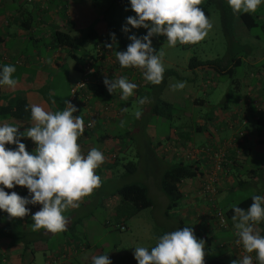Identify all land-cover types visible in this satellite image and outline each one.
<instances>
[{
	"label": "rangeland",
	"instance_id": "obj_1",
	"mask_svg": "<svg viewBox=\"0 0 264 264\" xmlns=\"http://www.w3.org/2000/svg\"><path fill=\"white\" fill-rule=\"evenodd\" d=\"M0 1L2 3H7L8 0ZM42 2L43 5L41 0H14L10 2V4L1 7V10H10V14L16 17L17 13L14 9H17L21 3L29 11L35 4L45 7V9L42 10L43 14L41 13L43 24H32L33 32L21 28L16 20H12L10 26L6 25L5 28V30H7L4 42L6 51L16 48V50H19L20 55L32 58L30 69H26L23 65L15 64V58L9 59V61L12 62L11 65L16 68V71L13 73V78L18 81L19 88L23 87V78L29 76L27 74H30L34 78L42 75L44 79L41 89L37 92L33 91L27 93L28 100L31 104H36L35 97H37L40 102H38L37 105L40 104L42 107L52 110L60 109L61 105L65 103V101H68V97L70 103H73L71 101L69 83L73 81L72 84H74L76 81L82 80L85 76L86 68L83 75L80 71L74 69L73 65L75 59L70 55V50L78 56L79 65H86L89 60L101 57L98 56V52L103 58H106L107 55H109L107 53L109 49L105 45L106 43H113L111 35L105 40L101 36L94 40L89 38L84 39L82 33H84L96 19L103 17L111 28L112 33L115 34L116 43H114L112 48L114 52L127 50V46L131 43L128 38L129 36L136 35L137 37H142L147 34V29L143 27L136 29L132 28L130 25H126L127 17H134L136 15L131 10L130 0H86L83 4L86 9L83 11L68 10L66 13H64L63 6L67 5L66 2H68V0H52L51 3L49 0H42ZM56 6H59V9L55 12L54 8ZM199 7L203 9L206 16L209 17L213 24L211 31L203 41L197 44L181 45L177 43L175 47H169L167 39L160 40L157 36L152 37L154 49L158 52L159 49L162 48L165 52L163 57L165 71L173 69L176 72L175 74L169 72L164 73L163 81L159 85H154L144 80L143 71L141 69L137 68L138 72L140 71L138 74L141 75V81H139L132 67L117 68L110 63L107 64V67L111 65L115 75H118V78L123 76L126 77L129 82L135 84L141 82L142 84L139 86V89H137L138 87L134 89L132 96L126 101L120 98V90H116L112 93L113 98H108V101L113 99L115 102L112 105L113 111L116 112L119 110L122 112L123 127L133 128V133H138V135L137 137L134 136V141L131 140V142H129L127 137H123V141L126 144L123 146L124 149L127 146L125 149L126 152H118L117 170L114 171V175L111 176V180H109L106 189L108 192H112L125 183H146L149 186L151 199L154 205L135 213L133 207L129 204H121L116 209H113L111 203L115 200L114 197L109 198V204L105 207L102 202L99 204L96 203L98 200L97 196H93L94 199L81 207L79 212L66 213L67 211H65L63 213L67 216V225L74 222L73 230L56 234L49 232L50 235L46 237L47 242L45 244H42L41 239L32 240L30 245L36 248V260L33 261L32 264H45L44 252L50 255V250H58L57 245L60 242H66V237L70 238V234L74 235L73 241L89 242V244L92 245V250H94V244L97 245L98 250L113 247H118L119 249L132 248L134 246L146 247L150 250L152 247L156 246L158 239L162 235L176 230L178 224L171 222L170 219H167V224H170L171 228L163 227L160 223V219L163 217L162 211L167 202L166 196L156 185L157 169L161 170L162 164L157 162V160H151L150 162V149L147 140L154 145L158 139L162 138L161 140H163L162 143L164 144L166 140L161 135L170 130L169 126L181 125L184 133L183 147L185 150H190L193 148V145H200L202 140H206V133L214 135L213 132L217 128V124H220V121L218 119L216 122L210 121L208 116L213 118L216 112H223L221 109L222 102L220 101L229 104L231 97L235 96L238 90L229 74L214 73L213 70H209L208 74L201 72L193 73L188 69L189 59L193 56L204 60L219 59V63L224 66L230 63L231 59L237 55L244 56L250 50L254 52L261 49L263 45L251 46V44L254 43H252L250 39L247 40V38L253 34H257L259 38L264 41V32L261 28L264 23V0H262L257 10L253 13L257 15L259 24L249 29L250 36L248 37L243 36L242 33L237 30L235 19L231 21V26H223L221 16L222 8L218 0H212L210 2L209 0H202ZM65 14H68L66 18ZM24 15L27 17V14ZM36 15L37 14L34 12V21L36 20ZM75 16L86 19L85 22H81V27L76 30L75 46L72 47V49L62 48V54L60 56L54 59L51 58L53 51H46V46L49 44L51 34L53 35V30L65 28L61 27L60 24L66 22L68 24L72 23L76 18ZM125 26L130 29L127 33L122 30ZM2 31L3 28L0 27V32ZM31 35L32 37H29ZM20 36L23 37L20 38ZM36 37L38 38L36 39ZM244 38H246V40ZM248 46L249 48L246 49ZM37 53L43 58L45 63H41L39 59L40 56L37 55ZM202 74H204V76H202ZM177 82H186L184 89L173 91L170 85ZM17 90L21 91L22 89ZM13 92L16 91L14 90ZM145 97H147L146 102L140 104L139 100ZM53 101H55V103ZM163 101L171 103L172 106L165 107L163 104H160V102ZM156 104L160 106V110H163L164 115L149 114V111H151ZM125 108L127 111H123ZM137 112L141 113L139 118L136 117ZM116 126H118L119 129L118 122ZM198 126L202 127L201 131L196 129ZM150 129L156 130L155 133L157 137L151 136L148 138L147 132H152ZM6 148L12 149V144L6 145ZM13 149L15 148L13 147ZM140 151H143L142 156L144 157V164L142 166L139 165L134 173L128 174L123 164L128 161H135L138 165L140 161L137 153ZM183 157L186 158L185 156ZM108 159H113V154L108 156ZM175 162H178V160L173 161V163ZM196 179L197 178H193L191 180ZM263 188L264 187H255L250 184L239 187L235 186L232 189L224 190L223 193L219 194L217 197L215 196V202L217 201V207L223 211L252 194L259 193L260 196L264 197ZM207 203H210V201L208 200ZM38 210H40V208L37 209V211ZM84 211L90 213H84ZM77 218L80 220L76 221ZM122 219H124V221H122ZM4 220V218H0V221ZM195 221L198 220H184L183 227L190 226ZM121 224H123L122 228ZM85 230L89 232L85 236L80 237V232H84ZM200 233L203 234L201 231ZM30 236L31 235H29V238ZM195 236L200 240L197 235ZM25 237L26 236L22 234H15L13 241L18 243L20 241L24 242ZM210 248L211 251L205 253L204 260L211 258L214 250L220 249L217 247L215 241ZM43 249H47V251ZM131 252L134 253V251ZM245 255H250L254 258L252 260L253 264H259L255 252H245ZM243 256L244 255L240 254L234 255L229 252V263L227 262V264H232V261L241 259Z\"/></svg>",
	"mask_w": 264,
	"mask_h": 264
},
{
	"label": "crops",
	"instance_id": "obj_2",
	"mask_svg": "<svg viewBox=\"0 0 264 264\" xmlns=\"http://www.w3.org/2000/svg\"><path fill=\"white\" fill-rule=\"evenodd\" d=\"M13 1L14 0H8L7 3H2L0 1V27L3 28V31L0 32V35L3 38V42L0 44V53L2 55L1 65H11L12 62L9 61V59L15 58V64L23 65L26 69H30V65L32 64L31 57L20 55L19 50H16V48L6 51L4 42L6 39L5 34L7 30H5V28L6 25L10 26L12 20H16L17 24L21 28L33 32L32 24H43L41 13L42 10L45 9V7L42 6L43 2L41 0L42 5L35 4L29 11L21 3L19 4L17 9H14V11L17 13L16 17L13 16V14H10V10H1V7H3L4 5H8ZM85 1L86 0H70L69 2L68 0V2H66L67 5L63 6L64 13H66L68 10L83 11L84 9H86L83 6ZM49 2L51 3L52 0H49ZM58 9L59 6H56L54 8L55 12ZM34 12L37 14L35 21V16H33ZM24 14H27V17ZM67 15L68 14H65V18ZM78 17H76L70 24H68L67 22L60 24L61 27L65 28H58L56 30H69L75 37L76 30L81 27V22L86 21V19ZM234 19L237 25V30L240 31L243 36H250L249 29L244 25L241 19L237 16ZM56 30H53V34ZM110 34H112V32ZM109 35H103L101 37H103L105 40L108 39ZM22 37L23 36H20V38ZM29 37H32V35ZM37 38L38 37H36V39ZM244 39L246 40V38ZM249 39L250 41H252V43H254L251 44V46H263H261L260 50H256L254 52L250 50L244 56H235V58H232L231 62L228 63L226 65V68H223L221 72L214 69L213 67L208 66H198L194 69H190L188 67V69L193 73L201 72L204 74H208L209 70H213L214 73H225L228 71L229 75L232 77L233 83H235V87L238 90L237 94L231 97L229 104L220 101L222 102L221 109L223 110V112H216L213 118L211 116H208V119L210 121L216 122V120L218 119L220 121V124H217V128L213 132L214 135H212L211 133H206L205 136L207 137H205V141L202 140L200 145H193L194 149H200L201 151L193 158H187L191 161L199 162L200 168L203 172V176L201 178H197L196 180H186L184 182L182 181L180 184V188L184 193V199H182L178 207L171 210L167 209V201L162 211L163 217L160 219V223L163 225V227L171 228L170 224H167V219H170V221L173 223H177L178 226H176V229L184 228V220H198L193 224L190 223L191 225L187 227H191L194 231V234L197 235L199 239L205 241V253L211 251L210 247L212 246L214 241L217 243V247L220 248L214 250L211 258L204 260V264H207L211 259H216L223 264H227V262L229 263V252L237 255V249L232 244L235 240V229L232 219L228 220V227L226 229L223 230L219 228L216 225L215 217H213L214 213H211L209 203H207L205 198L200 194L202 181L206 179L207 174L212 169V160L210 159V153L218 147H225L230 154L229 164L227 168H225L223 172H220L217 175L218 180L216 182V197L219 194L223 193L224 190L232 189L235 186L239 187L250 184L255 187H264V127L257 124L258 121H264V41H262V39L259 38L257 34H253L252 36L247 38V40ZM62 48L70 47L57 45L53 35L51 34L49 44L46 46V51H53L51 58L54 59L55 57L60 56L62 54ZM248 48L249 46L246 47V49ZM107 53L109 55H107L106 58H103L101 55L100 58H90L91 60H89L88 64L86 65H79L78 56H76L70 50V55L75 59V63L73 65L74 69L80 71L83 75L85 68L91 67L94 71L92 75H95L97 78H99V85L102 87V92H100L99 94H94L93 92L88 93L87 99H79L77 103H74L73 105L77 108V111L73 113L74 116L81 115L84 120V125L87 121L91 122L90 127H87L85 125L84 133L79 137L78 144L80 145L83 155H87L88 151L91 148L95 147L103 153L105 160L104 163L95 170L96 174L101 178V186L95 189L91 195L84 197L79 202V207L69 208L66 210V213H75L77 211L79 212L81 207L94 199L93 196H97L98 200L96 203L99 204L100 202H102L105 206L104 201H107L109 195H111L115 191L114 190L112 192H108L106 187L109 183V180H111V176L114 175V171L117 170L116 166L119 158L118 152H126L125 149L127 148V146L124 149L123 146L125 143L123 141V137H127L129 139V142H131V140L134 141V136L137 137L138 135V133H133V128H124L123 126H121L120 122H122V112H120L119 110L114 112L112 109V105L115 103L114 100L111 99L108 101L109 97L113 98V94H110L108 92L107 87L105 86L103 81L105 77H107L108 79H115L118 78V75L116 76L114 69L111 67V65L107 67V64L110 63L117 68H121V66L116 58V52H114L112 49H109ZM37 55L39 54L37 53ZM39 59L41 63H45L41 56L39 57ZM132 70L133 72H135V75H137L138 80L141 81V75L138 74L140 71L138 72L137 68H132ZM204 74H202V76H204ZM27 75L29 76L23 78L24 85L22 88H19V83H17L14 88L0 85V105L5 104V98L10 94H20L29 102L30 105H32L28 100L27 93L33 91L37 92L39 89H41L44 83V79L42 75L40 77L36 76L35 78L30 74ZM72 83L73 81L69 83V88ZM141 84V82H139V84L136 83L138 87L137 89H139V86H141ZM17 89L22 90L20 91ZM14 90L16 92H13ZM117 91H119V89H117ZM35 99V103L37 104L39 101L37 97H35ZM68 102H70L69 97ZM65 107L66 104L63 103L61 105V108L57 110L48 109L46 107L43 108L46 111L56 112L63 111ZM153 108L151 109V111H149V114H154ZM222 121H224L225 123ZM117 122L119 125V129L118 126H116ZM3 123H9L19 127V132L23 133L27 127L31 126L32 121L31 119L24 120L0 114V124ZM169 129L170 130L167 133L161 135L166 140L165 143L167 142L166 144L164 143L165 145L162 143V138L158 139L154 143V145L147 140L150 149V162L151 160H157V162H160V164H162L161 170L157 169L158 171L156 185L157 187H159V189V179L164 169L167 168L169 164L173 163L174 160H182L184 158V153L188 151L183 147V127L181 125L169 126ZM196 129L198 131H201L202 127L198 126ZM150 131L152 132H147L148 138H150L151 136L155 137L156 130L150 129ZM240 131L242 132V135L239 137L238 133ZM21 140L25 142L26 150L30 154L34 153L36 145L31 141V139L22 138ZM13 147L14 146H12V149ZM208 149H210V151ZM237 149L239 150L238 153ZM142 153L143 151L137 153L140 161L138 165L135 161H133L136 164V170L138 169L139 165L142 166L144 164V157L142 156ZM111 154H113V159H108V156H110ZM142 184L147 187L148 196L151 198L148 184ZM12 191L17 192L22 197L30 198L26 187L16 186L13 189H9V193H11ZM26 207L30 209V212L23 218H10L6 212L0 210V218L5 219L4 221H0V264H32L33 261L36 260V248L30 245V243H32V240L41 239L42 244H45L47 242L46 237L50 235L48 231H46L45 229H40L38 231L32 230L33 221L31 219V216L37 211V209L41 208L42 205L29 204L26 205ZM86 212L88 211H84V213ZM79 220V218L76 219V221ZM122 221L124 220L122 219ZM73 227L74 222L69 223L63 233H66V231L68 230H73ZM256 227L259 230L260 234H262L261 232L264 231V221L262 225L259 226L257 224ZM200 231L203 234H201ZM88 232L89 231L86 232V230L84 232H80L79 236L83 237ZM15 234L25 235L26 237L24 239V242H14L13 238ZM29 235H31L30 238ZM70 235V238L66 237V242H60L57 245L58 250H50V255H47L46 252H44L43 256L45 258V264H91L93 256L105 254L112 261V264H138L137 260L134 258V253L131 251L135 252V247L139 246L121 249H119L118 247H113L98 250L97 245L94 244V250H92V245H90L89 242H80L78 240L73 241L74 235ZM43 250L47 251V249ZM253 259L254 258H252V260Z\"/></svg>",
	"mask_w": 264,
	"mask_h": 264
},
{
	"label": "clouds",
	"instance_id": "obj_3",
	"mask_svg": "<svg viewBox=\"0 0 264 264\" xmlns=\"http://www.w3.org/2000/svg\"><path fill=\"white\" fill-rule=\"evenodd\" d=\"M262 0H227L234 14L254 13ZM202 0H130L131 10L136 14L126 19V25L132 28H145L147 34L142 37L129 36L131 43L126 51H116L115 55L122 68H138L143 71L147 82L159 85L165 71L162 48L157 52L152 45V37L167 38L169 47L177 43L197 44L203 41L211 31L213 24L199 5ZM125 33L130 29L125 26ZM113 43H106L112 49L116 43L115 34H110ZM16 68L5 65L0 71V85L14 88L17 80L13 78ZM103 83L111 94L121 91V99L132 96L135 83L126 77L108 79ZM186 82L170 85L173 91L182 90ZM147 97L139 100L144 104ZM55 103V101H53ZM63 111H46L42 106H26L31 111V126L23 133L19 127L9 123L0 124V210L10 218H23L29 214L26 205H42L32 214V230L56 234L66 230L68 220L63 214L69 208L79 207V202L101 186V178L95 170L104 163L105 157L97 148H91L87 155L81 152L78 139L85 130L81 115L74 116L77 108L65 101ZM127 111V109H123ZM140 112L136 113L139 118ZM91 126V125H89ZM123 126V121L121 122ZM22 138H29L36 145L34 153L26 150ZM16 145L15 150L6 145ZM16 186L26 187L29 197L5 189ZM247 209L232 206L231 217L238 237L246 253H256L259 264H264V236L256 225L264 221V197L252 196ZM205 241L198 240L191 227L176 229L162 235L150 250L135 247L134 258L138 264H204ZM92 264H112L105 255L93 256ZM232 264H253L250 255L232 261Z\"/></svg>",
	"mask_w": 264,
	"mask_h": 264
},
{
	"label": "trees",
	"instance_id": "obj_4",
	"mask_svg": "<svg viewBox=\"0 0 264 264\" xmlns=\"http://www.w3.org/2000/svg\"><path fill=\"white\" fill-rule=\"evenodd\" d=\"M210 1L212 0H209V2ZM218 1L220 3V7L222 8L221 16H222L223 26L225 27L231 26V21H233V19L236 16L241 19V21L248 29H251L259 24L257 20V15H254L253 13L245 14L243 12L234 14L231 7L227 3V0H218ZM261 28L262 30H264V24H262ZM111 32L112 30L108 26L107 21L103 17H101L96 19L94 22H92L90 26L87 28V30L84 33H82V36L84 37V39L89 38L94 40L96 38H99L100 36L109 35ZM53 37L55 42L59 46H66L70 48L75 46V37L71 34L69 30H65V29L56 30L53 34ZM157 38L160 40L167 39L166 37L163 36H157ZM2 42H3V38L0 35V44ZM1 60H2V55L0 53V71H2L3 68V66L1 65ZM219 62H220L219 59L204 60V59H198L197 57L193 56L188 61V67L190 69H194L195 67L198 66H208V67H213L214 69L221 72L223 68H226V65L222 66ZM167 72L171 74L176 73L175 70L173 69L169 71H164V73ZM225 73L229 74L228 71ZM87 91L89 93L93 92L94 94H99L100 92H102V87L99 85V81L92 80L91 82H89L87 84ZM5 100H6L5 104L0 105L1 115H7L24 120L31 119L30 108L27 111L25 110L26 106H29L30 104L20 94H10L5 98ZM160 104H163L165 107L172 106L171 103L166 101L160 102ZM153 113L156 115H164L163 110H160V106L157 104L153 108ZM257 124L264 127V121L262 120L258 121ZM229 155L230 154L227 153L225 168H227L229 164V159H230ZM124 167L126 168L128 174H132L136 170V164L133 161H128L127 163L124 164ZM202 176H203V172L202 169L200 168L199 162L191 161L187 158H183L178 162L169 164L167 168L164 169L159 179L160 189L163 192V194L166 196L168 201L167 209L171 210L173 208L178 207L179 203L182 201V199H184V193L180 188V184L182 181L184 182L186 180H191L193 178H201ZM5 191L9 192V189H5ZM253 195H260V194L255 193L250 196H247L234 205L239 206L243 209H247L252 203L251 198ZM110 197L115 198V200L111 203L113 208H117L121 204H129L133 207L135 213L145 208L151 207L153 205L152 199L148 196L147 187L144 184L137 182L125 183L119 186L111 195H109L107 201H104L105 206H108ZM232 206L222 211V213L225 215L227 220V226L221 228L223 230L228 227V220H230L234 214L232 211ZM262 224L263 221H261L258 225L260 226ZM122 225L123 224H121V228ZM261 233H262L261 235L264 236V231ZM236 253L238 255V250ZM207 264H223V263L216 259H211L208 261Z\"/></svg>",
	"mask_w": 264,
	"mask_h": 264
},
{
	"label": "built area",
	"instance_id": "obj_5",
	"mask_svg": "<svg viewBox=\"0 0 264 264\" xmlns=\"http://www.w3.org/2000/svg\"><path fill=\"white\" fill-rule=\"evenodd\" d=\"M98 56H101V54L98 52ZM94 73L93 69L91 67H87L85 71V76L82 80L76 81L74 84L70 87V95H71V103L74 105V103H77L79 99H87L88 98V91H87V84L91 82L92 80L99 81V78H97ZM87 127H90L91 125L90 121H87L85 123ZM239 137L242 135V132L240 131L238 133ZM22 143H24L21 140ZM25 144V143H24ZM26 145V144H25ZM16 148V145L12 144ZM210 151V149H208ZM201 150L200 149H190L186 153H184V156L186 158H193L196 154H198ZM239 151L237 150V153ZM227 149L225 147H218L214 149L210 153V159L212 160V169L207 174L206 179L202 181L201 185V192L200 194L208 201H210L209 206L211 209V213H214L213 217H215L216 225L219 228H224L227 226V220L225 215L222 213V211L216 206L215 204V194H216V182L218 180V173L223 172L225 165H226V156H227ZM238 240V237L235 235V240L233 241L234 247L238 250L240 255H245V252L243 251L242 244H237L236 241Z\"/></svg>",
	"mask_w": 264,
	"mask_h": 264
}]
</instances>
